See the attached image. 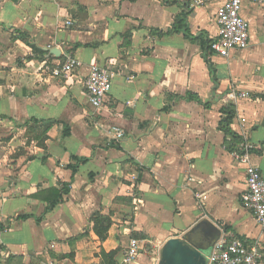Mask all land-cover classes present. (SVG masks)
I'll use <instances>...</instances> for the list:
<instances>
[{
	"label": "crops",
	"instance_id": "0c3cea01",
	"mask_svg": "<svg viewBox=\"0 0 264 264\" xmlns=\"http://www.w3.org/2000/svg\"><path fill=\"white\" fill-rule=\"evenodd\" d=\"M217 4L0 0V264H108L110 251L117 264L130 237L142 249L162 245L202 218L258 243L264 264V228L239 199L245 164L218 126L221 108L233 103L230 127L258 149L249 160L264 176V0L242 3L247 48L208 55L215 81L198 41L154 31L184 13L189 31L211 42ZM66 54L82 67L52 76ZM92 63L112 72L98 109L83 84ZM241 92L248 96L235 98ZM54 189L61 199L49 206ZM96 210L111 218L103 240L90 219ZM133 264H147L143 250Z\"/></svg>",
	"mask_w": 264,
	"mask_h": 264
},
{
	"label": "built area",
	"instance_id": "2783aa9c",
	"mask_svg": "<svg viewBox=\"0 0 264 264\" xmlns=\"http://www.w3.org/2000/svg\"><path fill=\"white\" fill-rule=\"evenodd\" d=\"M210 1L213 0H191V5L201 7ZM216 1L218 4L214 12V20L217 30L215 38L210 42V49L215 55L227 58L232 51L248 47L249 23L241 14L244 0ZM70 23L69 20L66 21V24ZM82 65L77 57L66 54L50 73L55 77L67 78ZM83 84L90 106L98 109L111 89L112 72L108 65L89 64ZM247 96V92H241L235 98ZM116 137L121 138L122 134L116 132ZM250 148L254 146L243 142L238 145V149L242 152L235 150L231 154L235 160L245 164V189L240 195L241 206L251 212L255 222L264 228V176L257 165L250 162L248 150ZM220 229L221 237L208 254L207 264H260L262 252L258 243L229 235L223 231L222 227ZM142 250L141 241L136 237H130L123 250V256L117 264H133Z\"/></svg>",
	"mask_w": 264,
	"mask_h": 264
},
{
	"label": "trees",
	"instance_id": "16d2710c",
	"mask_svg": "<svg viewBox=\"0 0 264 264\" xmlns=\"http://www.w3.org/2000/svg\"><path fill=\"white\" fill-rule=\"evenodd\" d=\"M154 31H156L159 35L182 31L184 33V35L188 39H190L191 41H198L200 44V47L204 53L203 57L206 60V62L208 63V67L210 69V75H211L212 79L215 81V76L213 75L212 65H211V62L208 58V55L213 54V52L210 49V39L207 38L205 35H203V33L198 34V35H193L189 31L188 24L186 21V16L184 13H180V14L176 15L173 23L170 25V27L166 31H162L159 29H155ZM18 35H19L20 39H22V41H24L26 44L30 45L35 52H39L41 54L43 53L39 47L34 45L32 43V41H30L27 38L26 34L19 32ZM75 46H79V44H76ZM61 59H63V58H61ZM184 98H186L188 100L200 101L199 97L196 94L191 93V92H187V94L185 95ZM204 105L207 106V105H209V103L205 102ZM220 111H221V117H220L218 126L223 131V133L225 135V148L231 153L235 150H239L238 145L240 143L245 142V141H244L242 136H240L239 134L234 132L230 127L231 122L236 115V111H235V107H234L233 103H231V102L227 103L225 106H223L221 108ZM33 121L39 122L38 120H33ZM32 131H33V129L30 132H32ZM62 133L64 135H66L67 130L64 129ZM40 142H41L40 145L44 146L43 140H41ZM248 150L250 153L258 152L257 151L258 149H255V148H250ZM239 151L242 152L241 150H239ZM76 159H77L78 163H83V162L87 161V158H85V157L76 158ZM70 167H71V169H74L73 166H70ZM54 191H55L56 197L50 201L49 206H53L54 204H56L61 199V193L62 192L55 190V189H54ZM21 217H26V216L23 215ZM90 219L93 223L94 232L98 235V237L101 240L105 239L106 235H107V231L111 225L110 216L106 215V214H102L101 210H96L92 213ZM0 229H1V226H0ZM222 229L224 232H227L229 230V227L224 226V227H222ZM140 237L143 238L144 236H140ZM114 254H115V251H110L108 253L103 254L104 257L109 259L108 264H116L115 261L113 260Z\"/></svg>",
	"mask_w": 264,
	"mask_h": 264
},
{
	"label": "water",
	"instance_id": "95a60500",
	"mask_svg": "<svg viewBox=\"0 0 264 264\" xmlns=\"http://www.w3.org/2000/svg\"><path fill=\"white\" fill-rule=\"evenodd\" d=\"M55 57L60 56L57 47H44ZM227 100L226 94L221 96ZM222 234L219 226L208 218H202L180 237H170L164 241L156 264H207L208 254Z\"/></svg>",
	"mask_w": 264,
	"mask_h": 264
},
{
	"label": "rangeland",
	"instance_id": "374dc122",
	"mask_svg": "<svg viewBox=\"0 0 264 264\" xmlns=\"http://www.w3.org/2000/svg\"><path fill=\"white\" fill-rule=\"evenodd\" d=\"M219 228H221V226H219ZM161 246L162 245H160L156 241L148 243L147 245L143 244V253L146 256L147 264L157 263L159 259V251H160Z\"/></svg>",
	"mask_w": 264,
	"mask_h": 264
}]
</instances>
